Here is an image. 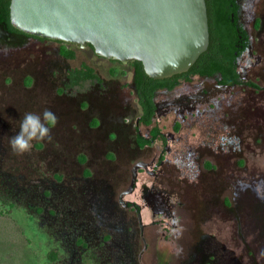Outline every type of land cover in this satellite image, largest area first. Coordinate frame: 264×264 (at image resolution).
Listing matches in <instances>:
<instances>
[{"label":"rangeland","instance_id":"1","mask_svg":"<svg viewBox=\"0 0 264 264\" xmlns=\"http://www.w3.org/2000/svg\"><path fill=\"white\" fill-rule=\"evenodd\" d=\"M239 4L252 57L243 53L238 71L256 89L148 125L135 124L130 64L88 45H0V264H264V0ZM200 86L191 77L168 96ZM45 110L57 117L51 140L14 154L24 115ZM154 131L164 142L136 144Z\"/></svg>","mask_w":264,"mask_h":264},{"label":"water","instance_id":"2","mask_svg":"<svg viewBox=\"0 0 264 264\" xmlns=\"http://www.w3.org/2000/svg\"><path fill=\"white\" fill-rule=\"evenodd\" d=\"M8 24L19 34L0 24L3 38L88 45L96 57L140 63L152 80L187 72L208 45L204 0H9ZM140 165L132 168L129 190Z\"/></svg>","mask_w":264,"mask_h":264},{"label":"trees","instance_id":"3","mask_svg":"<svg viewBox=\"0 0 264 264\" xmlns=\"http://www.w3.org/2000/svg\"><path fill=\"white\" fill-rule=\"evenodd\" d=\"M204 2L208 24L207 49L199 55L186 73L163 80H152L145 76L140 63H130L137 100L142 111V115L138 119L140 124H149L154 109L153 97L156 90H171L178 85L180 80L188 82L190 75L210 77L219 73L221 83L227 85L238 83L235 73V59L243 51L246 35L240 27L235 28L228 24L229 13H236L235 0H204ZM8 4L9 0H0V23H4L8 29H12L8 24ZM59 53L62 56L66 55L63 50H60ZM247 85L252 89H256L250 83H247ZM151 135L149 140L137 135L135 137L136 144L139 147L148 145L158 137V132H151ZM126 205L127 207L130 206L129 203Z\"/></svg>","mask_w":264,"mask_h":264},{"label":"flooded vegetation","instance_id":"4","mask_svg":"<svg viewBox=\"0 0 264 264\" xmlns=\"http://www.w3.org/2000/svg\"><path fill=\"white\" fill-rule=\"evenodd\" d=\"M240 0H235V4H236V13H229V18H228V24L229 26H234L235 28L238 26L240 27L246 35V41L244 43V47H243V51L241 52L240 55H238L235 59V73L237 75V82L236 84H232V85H227V84H223L221 83V77L219 75V73L214 74L213 76L210 77H200L197 75H190L189 76V81L188 82H184V81H179L178 85L180 83H189L190 82V78L191 77H195L197 79H199V81L201 82L200 88L197 90V92L193 93V94H186V95H179L175 98H169L168 95H170L171 91L177 87L175 86L173 89L171 90H166V89H158L155 91L154 93V97H153V103H154V109H153V113L150 117V120L154 117L157 116L159 114H163L166 111H169L170 113L173 114H178L179 116H183L184 113H186V115H190L194 112L196 105L197 104H203V105H209V104H213L212 100L213 97L216 96V94H220L222 92H226L227 90L237 87V86H247V83L249 84V82H247L245 74L243 72V68H240V72L238 71V61L240 56L243 53H246L247 57H252V55L250 54V50H251V45H250V40L248 37V34L246 33V30L244 29L243 25H242V21H241V6L239 4ZM3 24L5 27V30L11 34V35H18L19 33L17 31H15L14 29H8L6 27V25L4 23H0ZM208 27V24H207ZM15 37L16 36H12V37H5L3 38L2 35H0V45L1 46H18L21 45L25 40L27 39H32L35 41H46L43 39H38L35 37H30V36H23V38H19V42H15ZM18 39V38H17ZM58 44H62L60 42H56ZM240 48V47H239ZM242 48V46H241ZM113 62V61H110ZM117 63V62H116ZM119 64V63H118ZM188 71V70H187ZM186 73V72H185ZM163 80V79H162ZM134 96L136 97V101L138 104V100H137V93H136V89H135V85H134V81H133V71H132V77H131V84L129 87ZM251 88V87H250ZM157 95L160 96V98L162 100H160V102H156L155 99L157 98ZM139 109H140V114L139 117L137 118L135 124L137 125H142L138 122V119L140 118V116L142 115V111L140 108V105L138 104ZM195 115H198V111L194 113ZM183 120V119H182ZM150 122V121H149ZM135 130H137V128H135ZM141 136L139 134H136V136ZM135 136V137H136ZM151 134L147 137H144L145 139L149 140L151 138ZM159 139L161 142H164V137L162 134H158V137H156L155 139H153L148 145H144V146H149L154 140ZM154 194H150L148 195V197H145L146 202L149 204L150 209L153 210V212H158V213H162L163 208V202L160 201V199H158L157 197H154ZM129 207H136L134 209H136L138 211V207L135 204L129 203ZM127 207V206H126ZM136 211V214L138 213Z\"/></svg>","mask_w":264,"mask_h":264},{"label":"clouds","instance_id":"5","mask_svg":"<svg viewBox=\"0 0 264 264\" xmlns=\"http://www.w3.org/2000/svg\"><path fill=\"white\" fill-rule=\"evenodd\" d=\"M56 123L57 117L50 110H45L42 115L31 112L26 113L20 122L18 133L9 140L12 152L16 155H22L31 150L33 141H50V129ZM220 143L234 144L236 138L229 139L222 136Z\"/></svg>","mask_w":264,"mask_h":264}]
</instances>
